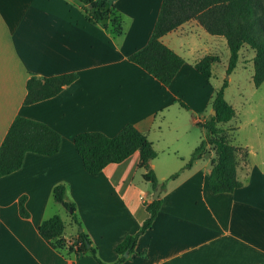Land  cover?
<instances>
[{"label": "crops", "instance_id": "crops-1", "mask_svg": "<svg viewBox=\"0 0 264 264\" xmlns=\"http://www.w3.org/2000/svg\"><path fill=\"white\" fill-rule=\"evenodd\" d=\"M101 1L120 15L121 33L114 32L109 19L90 20L80 0H0V145L18 114L42 120L62 135L58 152L28 151L18 170L0 176V264H99L89 253L59 251L39 232L44 219L59 214L65 222L63 239L77 238L80 228L72 209L54 197L60 183L107 264H264V160L240 162L243 185L219 193L208 185L211 157L185 166L205 134L197 126L207 116L190 113L208 104L203 95L207 79L194 67L201 54L185 58L171 84H162L129 59L148 42L162 0ZM178 28L162 36L175 50L166 38ZM66 72H76L77 79L55 96L24 103L32 74ZM178 100L190 116L188 123L186 118L174 127L169 109ZM128 122L145 132L158 151L150 167L163 202L152 226L139 234L135 251L118 262L116 245L142 228L155 189L139 167L138 151L91 174L74 137L86 130L114 135ZM193 130L196 140L188 143L189 154L175 161V131ZM22 195L28 217L19 211Z\"/></svg>", "mask_w": 264, "mask_h": 264}, {"label": "trees", "instance_id": "trees-1", "mask_svg": "<svg viewBox=\"0 0 264 264\" xmlns=\"http://www.w3.org/2000/svg\"><path fill=\"white\" fill-rule=\"evenodd\" d=\"M83 3L87 17L95 22L109 19L115 33L122 32L121 17L115 8L106 6L101 0H80ZM197 20L209 33L222 35L230 48V58L227 73H231L239 60V51L245 44L256 50L254 56V83L260 86L264 83V0H162L160 12L153 32L148 42L129 55V59L152 74L162 84L169 85L185 62L183 55L166 44L162 36L178 28L185 22ZM107 26L108 24L105 23ZM220 60L216 53H206L194 61V67L206 78L212 76V65ZM78 77L76 72H66L57 75L40 77L32 74L27 81L25 104L34 103L58 94L65 85L72 83ZM228 80L216 90L212 101L215 113H210L209 119L201 122L205 130L199 144L194 148L186 167L202 158L211 157L212 169L208 185L213 193L232 192L243 185L238 177L240 160L237 152L242 149L221 134L220 122L228 121L236 114L234 107L225 98V88ZM61 133L48 123L18 114L13 119L0 145V176L18 170L28 151L51 155L61 148ZM74 144L80 154L84 168L91 174H98L109 163L121 162L135 151L140 154L139 167L145 168L144 178L151 183L153 189L159 184V179L151 168V160L158 155L153 142L148 135L131 122L126 123L116 134L108 135L100 130H86L77 133ZM211 149L215 150L210 155ZM246 162L249 152H246ZM175 173L174 176H177ZM54 197L68 209H72V217L79 226L75 241L66 242L63 239L65 222L59 214L44 219L39 232L42 237L59 251L68 250L76 254L89 253L99 264H107L99 258L96 248L92 245L88 234L82 229V224L75 210V204L65 199L64 183L54 187ZM26 195L19 199V211L24 217L30 215L25 206ZM163 199L158 198L146 202L149 216L142 228L133 234H128L120 241L115 250L119 254L118 262L127 257L126 251H135L138 236L152 226Z\"/></svg>", "mask_w": 264, "mask_h": 264}, {"label": "rangeland", "instance_id": "rangeland-1", "mask_svg": "<svg viewBox=\"0 0 264 264\" xmlns=\"http://www.w3.org/2000/svg\"><path fill=\"white\" fill-rule=\"evenodd\" d=\"M181 32L184 33L181 34ZM171 33L169 34L171 36H168L166 40L176 44L174 45L176 50L187 60H195L209 52L220 56V60L212 65V76L206 80L207 87L203 89V95L206 93L208 98L207 107H203L198 111L192 108L190 113L201 118L207 116L206 119H209L210 113H213L214 110L212 101L216 90L223 85L225 80H228V85L225 88V98L234 107L236 114L230 120L219 123V126L222 127L221 134H227L230 141L242 146V149L237 152L240 162H246L247 150L252 162L264 160V83L256 86L253 79L256 50L248 44L242 46L236 67L231 73H227L231 52L224 36L209 33L195 19L183 23L180 28ZM179 41H186V44L180 45ZM194 54L201 55H196L194 59ZM169 111H171L169 116L174 127H178L181 120L186 121V118L188 123L189 110L183 106L182 101L178 100ZM178 113H181V115ZM198 130L203 132L204 128L198 125ZM175 134L179 135V139L176 140L179 153L171 154V157L175 161H179L183 154H189L188 143H191L194 138L196 140V130L186 133L175 131ZM172 136L174 135L172 134L170 137ZM214 154L215 150L211 149L210 155ZM142 169L146 170L145 168ZM71 227L68 225L69 230H71Z\"/></svg>", "mask_w": 264, "mask_h": 264}, {"label": "water", "instance_id": "water-1", "mask_svg": "<svg viewBox=\"0 0 264 264\" xmlns=\"http://www.w3.org/2000/svg\"><path fill=\"white\" fill-rule=\"evenodd\" d=\"M215 112H216V110L214 109V110H213V113H215ZM161 189H162L161 185L158 184L157 187H156V189L154 190V193H153V198H154V199H156V198L159 197L160 192H161ZM124 255H125V256H128V255H129V252L126 251Z\"/></svg>", "mask_w": 264, "mask_h": 264}, {"label": "built area", "instance_id": "built-area-1", "mask_svg": "<svg viewBox=\"0 0 264 264\" xmlns=\"http://www.w3.org/2000/svg\"><path fill=\"white\" fill-rule=\"evenodd\" d=\"M144 192V191H143Z\"/></svg>", "mask_w": 264, "mask_h": 264}]
</instances>
